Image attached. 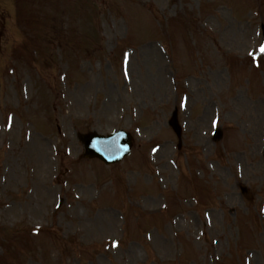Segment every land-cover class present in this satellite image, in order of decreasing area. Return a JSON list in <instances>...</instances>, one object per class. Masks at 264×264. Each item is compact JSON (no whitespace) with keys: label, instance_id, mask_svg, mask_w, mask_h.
I'll return each mask as SVG.
<instances>
[{"label":"rangeland","instance_id":"374dc122","mask_svg":"<svg viewBox=\"0 0 264 264\" xmlns=\"http://www.w3.org/2000/svg\"><path fill=\"white\" fill-rule=\"evenodd\" d=\"M261 45L264 0H0V264H264Z\"/></svg>","mask_w":264,"mask_h":264},{"label":"water","instance_id":"95a60500","mask_svg":"<svg viewBox=\"0 0 264 264\" xmlns=\"http://www.w3.org/2000/svg\"><path fill=\"white\" fill-rule=\"evenodd\" d=\"M171 125L177 131L175 117L173 118ZM122 136H114L107 139H95L98 138L95 134L84 136L82 140L85 146V156L89 158L97 157L106 163L119 161L128 153L130 146L129 136ZM92 138H94V140ZM100 148H102L101 152L98 150Z\"/></svg>","mask_w":264,"mask_h":264},{"label":"bare ground","instance_id":"6f19581e","mask_svg":"<svg viewBox=\"0 0 264 264\" xmlns=\"http://www.w3.org/2000/svg\"><path fill=\"white\" fill-rule=\"evenodd\" d=\"M44 159L42 161H40V165L43 167L45 165ZM38 173V175H41L43 173V169L39 167V165L37 164V170H36V174Z\"/></svg>","mask_w":264,"mask_h":264},{"label":"snow or ice","instance_id":"6c2138e0","mask_svg":"<svg viewBox=\"0 0 264 264\" xmlns=\"http://www.w3.org/2000/svg\"><path fill=\"white\" fill-rule=\"evenodd\" d=\"M260 52H261L262 54H264V45H261V47H260Z\"/></svg>","mask_w":264,"mask_h":264}]
</instances>
